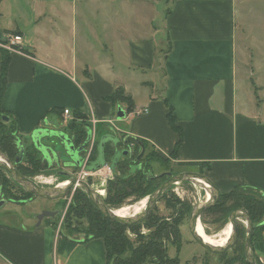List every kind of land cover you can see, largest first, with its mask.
<instances>
[{
  "label": "crops",
  "instance_id": "0c3cea01",
  "mask_svg": "<svg viewBox=\"0 0 264 264\" xmlns=\"http://www.w3.org/2000/svg\"><path fill=\"white\" fill-rule=\"evenodd\" d=\"M154 1L164 18L147 34L141 13L122 16L130 0H10L11 11L0 0V41L23 38L21 52H8L1 111L22 146L38 130L69 138L71 124L84 122L90 135L100 126L98 144L127 135L148 155L201 166L220 195L243 188L264 197V46L250 48L264 42V0ZM117 88L146 113L117 121L126 109L108 100ZM20 225H0V264H106L102 239L66 238L45 218ZM252 251L264 264V229Z\"/></svg>",
  "mask_w": 264,
  "mask_h": 264
},
{
  "label": "trees",
  "instance_id": "16d2710c",
  "mask_svg": "<svg viewBox=\"0 0 264 264\" xmlns=\"http://www.w3.org/2000/svg\"><path fill=\"white\" fill-rule=\"evenodd\" d=\"M15 34V32H6ZM5 41H0L4 43ZM1 63H0V106L6 84V72L9 63V53L0 48ZM112 104L123 103L126 105L125 114L133 111L132 99L125 96L122 88H117L108 98ZM59 113V110H55ZM4 112L0 108V151L4 153L12 162L18 158L19 149L16 143L20 140L17 134L16 126L11 128L5 127V122L1 120V115ZM167 119L172 129L178 131L175 120L171 111L167 114ZM89 125L84 122L80 124L73 123L67 132L69 138L73 139L75 146L78 148L85 143L87 137V129ZM129 139H131L129 137ZM178 147V144H177ZM102 148V155L108 154V148ZM23 158L21 162L15 165L16 170L24 177L32 179L39 175L51 174L45 163L42 162L39 153L31 146H23ZM100 150L98 146L93 147L91 157L87 161L88 166L94 164V160ZM112 156V154H110ZM108 156V155H106ZM118 156H116L117 158ZM170 157H174V151L171 152ZM114 158L116 165V172L121 173V176H116L112 182L106 186V197L103 202L108 208L119 207L129 200V204L145 200L158 187L154 186L153 182H149L148 176H139L133 170L126 171L125 164L119 163ZM105 159V157H104ZM148 161L159 162L161 165L168 162L156 156L149 155ZM108 163V160H102L99 165ZM181 166L190 164H178ZM196 165V164H193ZM197 172L203 173L201 166ZM130 172V173H128ZM134 173V174H133ZM181 173V172H177ZM176 173V174H177ZM65 181L63 177L60 178ZM170 191H166L159 198L164 203V207L169 210L175 217L169 220H164L162 217L156 216L154 210L150 211L146 220L142 225H146L154 229L153 235L148 239H138L133 247L127 240L125 231L129 230L131 233L137 235V227L140 225L123 226L106 219L88 200L86 194L81 189H76L69 205L65 221L61 223L60 231L62 236L66 238L75 239L77 235L83 234L89 239H102L106 252V264H178V259L170 258L167 255L166 249L161 246L160 239L171 240L173 246H179L180 234L179 226L181 222L188 216L190 209L186 204H182L178 199L168 196ZM0 197L2 200L24 203L35 199L30 193L25 192L19 187L12 178L3 170H0ZM244 209L252 220L254 230L252 233V242L260 238V233L264 229V197L251 189L234 188L233 190L222 193L219 201L214 207L206 209L201 215V219L208 217L213 221L226 222L230 213L236 209ZM80 217H86L88 220L87 228H82L77 224ZM226 224V223H225ZM56 226V224H55ZM61 234V233H60ZM241 233L239 231L238 238ZM141 238V234H139ZM88 239V240H89ZM86 241V240H84ZM229 251L217 255V264H248L244 258L243 245L237 244L232 247L231 255ZM206 254H208L206 252ZM256 264H260L255 258ZM202 264H210L205 261Z\"/></svg>",
  "mask_w": 264,
  "mask_h": 264
},
{
  "label": "rangeland",
  "instance_id": "374dc122",
  "mask_svg": "<svg viewBox=\"0 0 264 264\" xmlns=\"http://www.w3.org/2000/svg\"><path fill=\"white\" fill-rule=\"evenodd\" d=\"M9 1L10 0H4L3 8L6 11H11L10 8L14 7L13 5H9L10 4ZM117 8H118L117 11L120 12L121 6H117ZM163 8H164V6L161 3H156L155 1L153 2V0H130L129 6L128 7L124 6V9H123V11H121V13L123 12L122 16H128L129 19H131L133 21H135L137 19V16H139V13H141V30L145 29V30H147L146 33L150 34L151 31L148 28V23L152 21L153 22L152 27L157 28L160 25L161 20L164 18ZM2 22L6 23L8 25H10V23H11V21H6V20L2 21ZM255 33L257 34L256 31H255ZM5 39H6V37H5ZM22 42H23V38H22ZM22 42H21V44H22ZM261 45L264 46V42L260 43V40H258L257 43H254V44L251 43L250 48H251V50L254 51L256 46H261ZM258 60L264 62V59H258ZM1 116H4L5 118L10 117L8 122H5L6 128H11V127L13 128L16 126L15 122L13 121V119L11 118L10 115L4 113ZM115 118L117 121L130 120V117L128 115H125L121 119H118L117 117H115ZM136 118H138V116H136ZM132 119H135V118H132ZM95 132H96L95 139L98 140L100 137V134L102 132V130L100 129V126H96ZM22 139L20 137V140L18 142H21V144L24 145L25 142H27V141L24 138H22ZM91 149L93 151V147H91ZM92 151H90V156L88 157L87 161L91 157ZM150 154H152V153H150ZM153 154L157 157V155L155 153H153ZM63 159L64 158H62L61 155H59V160L63 161ZM164 160H167L168 162H166L163 165H161L159 162H155V161L151 163L153 174H159L163 171H166V172H170L172 175H175L177 172H194L196 169H198V167H196V165L181 166L178 164H174L170 160V158H167ZM78 172H79V168L76 170L77 174H78ZM36 177H41L42 180L50 179L54 182V184L58 183V182H64L60 179V177L49 176V174L48 175L42 174V175H39ZM73 177L75 178V176H73ZM34 179H35V177L32 178L31 180H34ZM41 179L35 180V182L40 187H43V188L53 187L54 184H52V185L44 184ZM85 183H87L91 187V184L93 183V181L89 180ZM198 186H200V185L193 184L190 182L179 183V185L177 187L172 185L167 190V191H170L168 193V196H172L173 198L178 199L182 204H186L188 206V208L190 209V213H191L194 208H196L198 205L201 204L200 202L203 201V198H204V193H203L204 191H201ZM92 187L94 188V189L92 188V190L93 191L95 190L101 196V199L103 200L106 196L105 195L106 189L104 187V184L103 183H100L97 185L94 184V185H92ZM176 188H177V193L179 194V196H177L175 193ZM76 189H81V188L76 187L66 196L65 199H62V200L49 201V200H44V199H40V198H35L31 201L24 202V203H15V202H10V201H5V204L0 207V225L12 224V225L17 226L19 228H22V226L20 224H23L25 227H27L31 230L32 227L36 226L38 223L37 217L44 211H50V212H56L57 213L56 216L53 218L52 217L51 218L45 217V219L51 220L52 222H54V224L57 225V227L58 226L60 227L61 223H63L65 221L68 207L72 203V199H73V196L75 194ZM0 200H2L1 197H0ZM128 201L129 200L125 201V203L120 205L119 207H113L112 206V208H110V209H112V210L120 209L121 207H124L126 205L132 206L134 204H137V202H139V201H136V202L129 204ZM152 210H154L153 212H154V214H156V216L162 217L164 220H169V219H172L173 217H175V214L174 213L172 214L169 210H167L164 207V203L160 200H158L155 203V205L152 207L151 211ZM190 213L181 222V224L179 226V234H180V238H181L180 242H179V246H173L170 243L171 242L170 239L168 241H166L165 239L164 240L160 239V241L158 243H160L161 246L166 249L167 255L170 258L176 257L178 259V264H202L205 261H208L210 264H217V259H216L217 255H213V254L208 253V252H207L208 254H206V251L204 249H202L197 243H195L192 240V238L188 232V227H187L188 218L190 216ZM143 222H141L140 225L137 227V235H135V237L128 236L127 232L131 233V231H129V230L125 231V236H126L127 240L132 244L133 247L136 246L135 242L138 239L145 240V239H148L150 236L153 235L152 233L154 232V229L147 227L146 225H142ZM200 223L202 224L205 232L209 236L215 237L216 235H218L220 233V231L223 228H225L228 225V219L226 222H223V221H216L215 222V221L211 220L210 218L205 217L203 219L200 218ZM77 224L80 225L82 228H87L88 220L86 217H80L79 221H77ZM136 225H138V224H136ZM237 227H238V233H239V231L241 233L237 242L239 245H243L244 240H245V235H246L245 221L243 219L238 220L237 221ZM59 232L61 233V236H62V231H59ZM132 234H133V232H132ZM139 234H141V238H140ZM89 236L90 235H87V237L86 236L84 237L83 234H81V235L79 234L76 236L75 239L88 240L90 238ZM230 251L228 253L231 255L232 253ZM0 258H2V257L0 256ZM2 260H3V258H2Z\"/></svg>",
  "mask_w": 264,
  "mask_h": 264
},
{
  "label": "water",
  "instance_id": "95a60500",
  "mask_svg": "<svg viewBox=\"0 0 264 264\" xmlns=\"http://www.w3.org/2000/svg\"><path fill=\"white\" fill-rule=\"evenodd\" d=\"M125 116V113L118 108L116 117L121 119ZM1 120L3 122H8L9 118H5L1 116ZM91 139L90 133L87 134L85 143L78 147L74 148V145L70 138H67L66 135L50 131V130H38L33 132L30 135V141L35 150H37L42 157V161L51 165L53 161H56L61 157L68 159L69 162L65 163V167H80V156L79 153L83 152L84 148L88 144ZM108 140L112 141L114 144L117 143V140L112 137H104L101 139V144L99 146L100 153L102 155V148L104 143ZM41 140L47 141V144H42ZM44 143V142H43ZM17 148L19 149V156L13 162L0 151V170H3L6 174H8L12 180L21 187L25 192L30 193L34 198H40L49 201H56L65 199V197L76 187L81 188L86 194L88 200L94 205V207L108 220L117 223L123 226H133L136 224H140L144 220H146L149 212L155 203L159 200V198L165 193L170 186L175 183H184L190 182L193 184L200 185L207 189L211 194V200L208 203L200 204L196 208L192 210L190 216L188 218V232L192 238V240L197 243L202 249L206 252L211 253L213 255H221L227 251H230L232 247H234L238 241V227L237 221L243 219L245 221L246 227V235L243 244V253L244 258L248 264H256L255 256L252 251V233L254 230V226L252 224V220L249 217L248 213L242 209H236L232 211L228 217V224L231 226V234L229 235L226 243L223 246H213L206 243L197 232V224L200 221V217L206 209L214 207L219 198L220 192L213 185V183L202 173L199 172H181L172 176H169L168 180L160 185L151 195L147 196L146 205L144 210L137 216H133L130 218H120L115 214V212L108 208L103 200L92 190V188L85 182L78 181L75 178H71L68 174L64 173L62 177L65 179V186L59 187H49L43 188L40 187L35 180H31L22 176L15 168V165L19 164L23 158V146L20 142L16 143ZM59 154V155H58ZM101 162V161H100ZM100 164V163H99ZM97 166H88L86 170L93 171L97 168H100L103 165ZM95 165V163H94ZM170 175V174H169ZM59 177V176H57ZM162 177V176H159ZM206 185V186H204ZM6 200H0V207L5 204ZM56 212L44 211L37 217V225L40 224L41 220L45 217H55Z\"/></svg>",
  "mask_w": 264,
  "mask_h": 264
},
{
  "label": "flooded vegetation",
  "instance_id": "af4514ba",
  "mask_svg": "<svg viewBox=\"0 0 264 264\" xmlns=\"http://www.w3.org/2000/svg\"><path fill=\"white\" fill-rule=\"evenodd\" d=\"M95 136H96V134H95ZM108 137H112V138L118 140L111 133H110V135ZM70 139H71V141H72V143L74 145V148H77L75 146L74 142H73V139L71 137H70ZM97 142L98 141L95 139L94 140V144H93L92 147L97 146V145L100 146V144H98ZM96 143H97V145H96ZM42 144H47V141H45V140L43 141L42 140ZM30 145L32 146L31 143H30ZM89 146H90V142H88V144L84 148L83 152L79 153V156L83 160H84V158L87 155V152L89 150ZM104 146H105V148L106 147L108 148V152L109 153L106 154L108 156H106L104 154L101 155L100 157L96 156V158L94 160V163H95L94 166H97L100 163V161H102V160H105V159L108 160L109 164L108 163H106V164H108L110 166V168L112 170V176H111L110 181L107 182V184L109 182H112L115 179L116 176H121V173L115 171L116 165L114 163V158H116V156H118L116 159L118 160L119 163L125 164L126 171L133 170L134 173H137L139 176H148L149 182H153L154 186H156V187H159L160 185L165 183L168 180L169 176L172 175L170 172H166V171H163V172H161L159 174H153V171H152V168H151V163L148 161L149 155L146 152V146L139 139H136V138L129 139V136L122 135L121 140L117 141L116 144H114L112 141L107 139V141L104 143L103 147ZM90 151H92V149ZM110 154H112V156ZM39 155L41 156L40 153H39ZM89 156H90V153H89L88 157ZM104 157H105V159H104ZM67 162H69L68 159L64 158L63 161H62V160H59V158H58L56 161H53L51 165H48L45 162H43V163L46 164V166L48 167V169L51 172V174H49V176H56V177L59 176L61 178L62 175L64 173H66L71 178H74L73 176H76V174H77L76 170L79 167H76V166H73V167H70V168L69 167H65L64 164L67 163ZM128 173H130V172H128ZM169 173L171 175H169ZM159 176H162V177H159ZM89 180L93 181V179H89ZM52 184H54V183H52ZM107 184H106V186H107Z\"/></svg>",
  "mask_w": 264,
  "mask_h": 264
},
{
  "label": "built area",
  "instance_id": "2783aa9c",
  "mask_svg": "<svg viewBox=\"0 0 264 264\" xmlns=\"http://www.w3.org/2000/svg\"><path fill=\"white\" fill-rule=\"evenodd\" d=\"M21 42H22L21 36H19V35H8V36H6V41L4 43H0V48H2L3 50H6L7 52H21V50L19 49V47L21 46ZM146 111H147L146 109L136 110V111L130 112L127 115L132 119V118H136V116L139 117V116L143 115L144 113H146ZM68 114H69L68 110H63V112H62L63 117H67ZM93 124H95V123L93 122ZM94 140H95V129L93 127L91 139L89 141L90 142L89 150L87 152L86 157L84 158L85 162H87L91 147L94 144ZM111 176H112V170H111L110 166L108 164H104L100 168H97L93 171L86 170V167L80 168L79 172H78V174H76L75 178L78 181H84V182H87L89 179H93V183L91 184V187L94 184L97 185V184L103 183L104 187L106 189V184L108 181H110ZM36 179L40 180L41 177H35L34 180H36ZM65 183H68V182L67 181L66 182H58V183H55L53 185V187H58L60 184H65ZM178 185H179V183L174 184V186H176V187ZM94 192L97 194V192L95 190H94ZM175 193L177 196H179V194L177 193V188L175 189ZM203 193H204V198H203V201L200 202L201 204L206 203L205 202L206 201V192L204 191ZM127 233H128V236L135 237V234H132L130 232H127Z\"/></svg>",
  "mask_w": 264,
  "mask_h": 264
},
{
  "label": "bare ground",
  "instance_id": "6f19581e",
  "mask_svg": "<svg viewBox=\"0 0 264 264\" xmlns=\"http://www.w3.org/2000/svg\"><path fill=\"white\" fill-rule=\"evenodd\" d=\"M80 162H81V166L79 167V169L80 168H85V167L87 169L88 163L85 162V160H83L81 157H80ZM42 182L44 184H47V185H51L52 183H54L50 179L42 180ZM62 186H65V184H60L58 187L61 188ZM204 186H206V185H204ZM198 187H199V189L201 191H205L206 192V201L205 202L208 203L211 200V194H210V192L207 189H205L204 187H202V186H198ZM145 205H146V199L145 200H142L141 199L139 202H137V204H134L132 206L126 205L124 207H121L120 209H114L113 211L120 218H130V217L139 215L144 210ZM197 232H198L199 236L206 243H208L210 245H213V246H223L226 243L229 235L231 234V226H230V224H228L225 228H223L220 231V233L218 235H216L215 237H213V236H209L205 232L204 227L202 226V224L199 221L198 224H197Z\"/></svg>",
  "mask_w": 264,
  "mask_h": 264
}]
</instances>
